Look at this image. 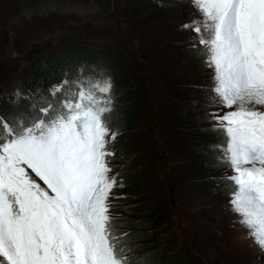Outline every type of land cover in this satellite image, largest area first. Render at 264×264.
Returning a JSON list of instances; mask_svg holds the SVG:
<instances>
[{
	"label": "snow or ice",
	"instance_id": "6c2138e0",
	"mask_svg": "<svg viewBox=\"0 0 264 264\" xmlns=\"http://www.w3.org/2000/svg\"><path fill=\"white\" fill-rule=\"evenodd\" d=\"M189 3L199 13L183 25L195 33L192 51L213 69L214 102L232 109L213 116L224 136L218 158L232 173L229 203L264 252V0ZM68 83L53 86L65 98L42 116L0 117V264H144L109 215L111 79L78 81L75 92Z\"/></svg>",
	"mask_w": 264,
	"mask_h": 264
},
{
	"label": "rangeland",
	"instance_id": "374dc122",
	"mask_svg": "<svg viewBox=\"0 0 264 264\" xmlns=\"http://www.w3.org/2000/svg\"><path fill=\"white\" fill-rule=\"evenodd\" d=\"M132 4V0H0V94L4 93L2 89H9L13 90L14 96L18 98L21 95L18 91L19 76L26 68L37 60L42 61L46 57L54 56L64 46L95 51L93 64L83 74L79 72L78 77L74 78L75 81H72L73 86L77 87L78 81L83 84L102 83L110 78L112 107L131 106L126 89L137 84V79L142 80L146 93L143 99L137 101V112L132 124L122 127H110L108 124L110 134L106 138L107 150L113 153L106 157L111 168L108 175L116 180L108 201L109 215L113 216L111 210L116 209L118 195L126 191L128 184L125 179L119 181L116 176L117 168H121L122 164L129 165L122 169L131 167L139 154L147 158L146 156H152L153 152L156 161L155 173L153 169L144 165L147 161L143 160L142 164L136 163V169L132 174L142 193L150 196L158 204H164L163 201H166L168 217L161 228V234L164 236L163 245L169 254L178 252V256L171 257L170 264H264V252L253 244L248 229L238 223L240 217L229 203L230 193L224 194L223 190H219L220 187H215L213 192H209L210 185L202 181L191 182V176L186 172L184 176L177 178L176 192L180 196L178 198L175 191L162 181L169 175H166L169 173L167 157L169 154L181 162L182 159L187 162L193 161L195 154L190 149L192 144L189 137L193 135L191 131L184 129L181 121H174L173 126L169 124L166 129L163 127L165 131H162L157 108L167 111L171 106L173 108L171 111H176L188 100L194 102L191 96L198 92L204 96L205 88L207 90L212 85V68L206 65L204 74L201 72L199 76L193 72L194 68L187 64L188 58L181 55L182 52L179 53L186 47H191L192 39L195 37V33L184 29L183 25L199 18V13L189 0L185 3L179 2L177 5L156 0L158 6H166L156 15L159 17L144 18L145 12H142L136 21L131 18L134 15L131 12L136 6L141 8L145 3L143 0H135L133 6ZM130 32L134 36H129ZM144 50L151 53L167 51V55H170L169 62L158 67L155 72L157 77L164 81H157L154 85L159 89L162 87L165 95L169 96L161 101L156 99L158 95L155 98L154 89L149 90L152 71L143 65L139 55L140 51ZM186 77L189 86L181 88L185 90L175 92L170 89L173 86L179 88V83ZM64 87L66 90L67 85ZM48 93L51 97L65 98V91L53 95L50 89ZM207 93L209 98L214 100V93L209 90ZM173 94L175 98L172 99ZM211 105L215 107L214 113L210 115L208 110L205 112L201 110L203 120L198 122L200 126H195L197 131L200 128L207 131L213 126L218 127L213 116L232 110L219 107L216 103L213 104V101ZM27 109L32 111L34 108L30 106ZM260 110L264 111V107ZM35 115L43 114L37 108ZM108 115H105V120ZM195 115V109H190V116ZM112 133H115L114 139L111 138ZM163 136L173 140L171 147L165 148ZM127 139L136 143L137 148L134 152L120 157L117 153V144ZM205 139L206 145H216L224 141V136L217 138L208 136ZM112 145L114 147L110 149ZM163 148L168 152L163 151ZM207 150L215 151L212 159L218 156L220 151L218 148ZM223 165L222 163L219 166L222 168L219 176L228 181L232 173ZM149 170L153 172L154 180L150 179ZM31 175L43 185L34 173ZM183 191L186 194L184 200L181 194ZM180 198L189 204L184 207L176 204ZM192 204L197 205L196 208ZM180 208L185 213L183 216L181 211L183 218L179 219ZM199 210L200 214L204 212V216L209 220H201L198 216ZM184 219H187V222ZM181 220L183 224L179 222ZM211 233L213 235L209 238ZM201 235H204V238H201ZM165 263L161 261L158 264Z\"/></svg>",
	"mask_w": 264,
	"mask_h": 264
},
{
	"label": "trees",
	"instance_id": "16d2710c",
	"mask_svg": "<svg viewBox=\"0 0 264 264\" xmlns=\"http://www.w3.org/2000/svg\"><path fill=\"white\" fill-rule=\"evenodd\" d=\"M163 1L169 2L173 5H177L179 2H188V0ZM134 2L135 0H132V6L134 5ZM143 2L145 3L143 7L138 8L135 5L136 7L134 8V11L131 12V14H134L131 17L133 20L137 21L142 12H145L144 18L148 17L149 19H154L155 17H159L156 15L162 11L163 7L166 8V6H158L156 0H143ZM131 14L129 15L131 16ZM150 14L152 15L149 16ZM131 35L134 36L133 33L130 32L129 36ZM179 53L188 58L187 64L194 68L193 72L195 74L199 76L201 72L204 74L206 64L203 62V58L193 53L191 47H186V49L179 51ZM167 54V51L151 53L145 50L143 52L140 51L139 54L143 65L150 68L152 71L149 90L154 89L153 94L155 95V98L156 95H158L156 99L159 101L169 97L165 95V91L162 87L159 89L158 86L154 85L157 81H164L157 77L155 72L158 70V67L169 62L170 55ZM93 59H95L94 50L88 48L82 50L81 48L72 49L71 46H64L60 51L55 53L54 56L46 57L42 61L37 60L34 64H30L19 76L20 82L18 91L21 95L18 98L14 96L13 90L2 89L4 90V93L0 94V117H3L4 120L11 124L14 117L19 118L22 114H31L34 116L37 108H46L49 104L53 105V107L57 106L58 101L63 98L60 99L58 96L51 97L48 93L49 90H52L53 86L59 85L62 81L67 80L69 82L67 88H71L72 91L75 92L78 86H73L74 83L72 81H75L79 72L83 74L86 69L93 64ZM139 80L140 79L136 80L137 84H134L131 87L128 86L126 89V94L131 106L127 107V105H125L126 107L124 106L123 108L112 107L113 111L107 116V123L110 124V127H122L132 124L137 112V101L143 99L146 93L145 86L141 82L142 80ZM181 81L183 82L179 83V88L173 86L170 89L175 92L185 90H181V88L189 86L188 78H183ZM203 92L204 96L201 92H198L196 95L191 96V98L194 99V102L188 100L185 105L182 104L183 106H179L176 111H171L173 110L171 106L167 111H163L160 107L157 108L158 116L161 120L162 131H165L169 124L173 126L172 123L174 121H181L184 129L191 131L190 133L193 134L189 137V140H191L190 143L192 144L190 149L195 154V159L193 161L187 162V160L182 159L181 162L170 154L167 156L169 173L166 175H169L162 181L166 182V185L171 187L172 191H175L178 198L180 196L176 192L178 191L177 178L184 176L186 172L191 176V182L202 181L204 184L210 185L209 192H213L215 187H220L219 190H223L224 194L230 193L229 182L226 178L219 176V172L222 169L219 166L222 165V161L218 156H215V158L212 159V155H215V151L207 150L208 148L216 149V146L219 144L206 145L205 142V137L210 136L212 138H217L222 135L221 132L214 128H209L207 131L202 128L197 131L195 128V126L199 125L198 122L203 120L201 110H203V112L208 110L210 115L213 114L215 110V107L211 105L212 101L213 104L215 103V98L214 100L209 98V94L207 93L208 88L207 90L205 88ZM173 98H175V94H173L172 99ZM41 99L42 101L40 102ZM30 106L34 108L32 111L27 109ZM211 107H213V109H209ZM190 109H195V117L190 116ZM152 116L150 119H152ZM163 127L165 129H163ZM162 142L165 144L166 148L167 146H172L171 143L173 140L167 136H163ZM117 145V153L120 157L134 152L137 148L136 143L132 140L129 141L128 139L127 141L118 142ZM113 147V145L110 146V149ZM163 151L166 153L168 152L164 148ZM146 157L149 159L139 154L136 160L131 164V167H125L122 169L124 166H129L128 164H122L121 168H117L118 172L116 173V176H118L119 181L125 179L128 184H126V191L119 193L118 195V200L115 202L117 205L115 211L113 209L111 210V213L113 214V216H110L112 218L111 224L113 227V233L120 239L122 244L127 246L129 249L128 255L133 260L143 261L144 264H158L161 261H165V264H170V261H172L171 257L175 258V256H178V252L169 254L164 249L165 245H163L164 236L161 234V228L163 227V222L166 223L168 217L166 201H163L164 204H158L150 196L142 193L140 185L135 182V176L132 174L133 170L135 171L136 169V163L142 164L143 160L147 161L144 165L153 169L155 173L156 161L153 152L152 156L147 155ZM184 161L186 162L185 165ZM149 174L150 179L154 180L153 172L149 170ZM181 194H183L182 198L184 200L186 194L184 191ZM183 200L181 198L180 200H177L178 205L181 207L189 204L187 201ZM193 206L196 208L197 205ZM181 211L183 216L185 213L183 209L180 208L178 212L179 219L183 218ZM198 212V216L201 220H209L208 217L204 216V212L201 214V210ZM184 220L187 222V219ZM179 222L183 224L182 220ZM212 235L213 234L211 233L209 238ZM201 238H204V235H201Z\"/></svg>",
	"mask_w": 264,
	"mask_h": 264
},
{
	"label": "water",
	"instance_id": "95a60500",
	"mask_svg": "<svg viewBox=\"0 0 264 264\" xmlns=\"http://www.w3.org/2000/svg\"><path fill=\"white\" fill-rule=\"evenodd\" d=\"M175 203L177 204V202H175ZM175 203H174V204H175ZM175 207H176V205H175L173 208H175Z\"/></svg>",
	"mask_w": 264,
	"mask_h": 264
}]
</instances>
